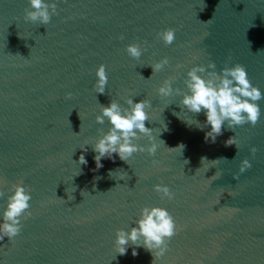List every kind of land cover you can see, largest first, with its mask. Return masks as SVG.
Here are the masks:
<instances>
[{
	"label": "water",
	"instance_id": "water-1",
	"mask_svg": "<svg viewBox=\"0 0 264 264\" xmlns=\"http://www.w3.org/2000/svg\"><path fill=\"white\" fill-rule=\"evenodd\" d=\"M56 3L41 24L25 19L30 0H0V219L14 184L32 194L21 232L0 241V264H153L143 247L133 256L131 246L120 255L115 245L117 229H130L145 205L167 207L178 225L156 264H264V99L255 125H225L212 143L183 120L203 122V112L182 109V94L158 92L169 77L187 90V71L210 61L218 70L245 65L264 90V0ZM168 27L176 29L171 45L158 37ZM132 42L146 49L139 59L127 52ZM164 56L169 64L153 72ZM102 63L109 80L97 93ZM128 96L152 101L146 125L160 146L128 162L105 158L97 169L91 145L110 123L96 117ZM235 134L239 149L226 145ZM137 143L151 141L141 134ZM85 144L88 164L80 165ZM245 157L252 167L240 173ZM157 183L175 197L162 198Z\"/></svg>",
	"mask_w": 264,
	"mask_h": 264
},
{
	"label": "clouds",
	"instance_id": "clouds-1",
	"mask_svg": "<svg viewBox=\"0 0 264 264\" xmlns=\"http://www.w3.org/2000/svg\"><path fill=\"white\" fill-rule=\"evenodd\" d=\"M30 4L31 7L25 10L26 20L48 24L52 14L57 12L56 0H30ZM158 37L165 44L171 45L176 38V29L165 28L158 33ZM123 38L121 36V39ZM145 50L139 42L127 45L128 54L137 59L142 56ZM168 64L169 57L164 56L151 66L154 72L163 69ZM177 67H181V65L178 64ZM96 76L94 87L97 93H104L109 80L107 65L100 64L96 69ZM184 84L187 90L174 87L173 78L169 77L159 86L158 92L162 98L182 94L180 102L183 106L182 109L194 114L203 112L206 117L203 122L183 120L188 126L195 124L199 130L204 131L206 142L215 143L217 137L223 134L225 125L232 130L246 123L255 125L262 115L259 101L264 99V90L252 82L247 68L239 62L231 66L225 65L219 70L215 61H210L208 64H195L187 71ZM68 95L70 96L71 93ZM151 106L150 99L137 100L133 96L126 98V104L112 99L109 104L102 105L101 114L97 115L96 120L103 124L107 118L110 127L107 131L101 129V135L91 145L92 151L95 153L94 160L97 169L103 167L105 158L115 160L118 156L121 160L128 162L129 158L138 151H146L151 155L157 152L160 145L157 143L155 131L146 125V121L150 119L148 109ZM174 114L177 115V113ZM141 134L147 136L151 143L147 145L137 143ZM163 143L165 144L164 141ZM233 144L237 146L236 134L226 141V145ZM184 147L183 144H180L176 148L183 150ZM81 148L83 151L79 157V164L87 165L88 160L85 153L88 152V145L85 144ZM250 151L255 154L258 149L256 146H252ZM251 167L252 161L245 157L239 165V171L243 173ZM126 176L128 174L125 172V175L120 179H125ZM154 188L162 194V198L167 197L171 200L175 197V193L168 184L157 183ZM13 189L12 194L7 198L6 207H3L2 210L0 241H3L5 237H8L9 240L14 239L22 230V218L31 215V212L28 211L31 208V192L23 182L14 184ZM3 195L4 192L0 189V197ZM177 231V222L167 207L145 205L141 209L139 218L130 229H117L115 240L117 253L126 255L131 246L132 255L137 256L139 249L143 247L152 253L153 264H156V261L163 257L168 250L169 241Z\"/></svg>",
	"mask_w": 264,
	"mask_h": 264
}]
</instances>
